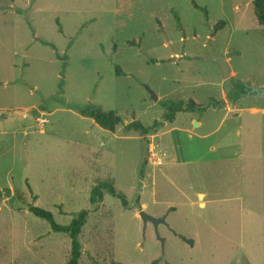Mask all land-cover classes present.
Returning a JSON list of instances; mask_svg holds the SVG:
<instances>
[{
    "label": "rangeland",
    "instance_id": "obj_1",
    "mask_svg": "<svg viewBox=\"0 0 264 264\" xmlns=\"http://www.w3.org/2000/svg\"><path fill=\"white\" fill-rule=\"evenodd\" d=\"M211 47L231 54L228 78L203 59ZM262 88L251 0H0V264L70 257L69 235L29 204L63 225L88 210L79 264H264ZM190 98L225 105L164 120L163 101ZM89 104L123 126L78 111ZM133 120L163 124L145 138L125 131ZM105 181L128 208L90 202ZM140 210L166 216L164 243Z\"/></svg>",
    "mask_w": 264,
    "mask_h": 264
},
{
    "label": "trees",
    "instance_id": "obj_2",
    "mask_svg": "<svg viewBox=\"0 0 264 264\" xmlns=\"http://www.w3.org/2000/svg\"><path fill=\"white\" fill-rule=\"evenodd\" d=\"M251 2L253 5L254 13L258 21L262 26H264V0H251ZM224 25H225L224 21H219L216 25V30L223 28ZM59 29L61 30L60 27ZM117 73L121 74V71L118 68H117ZM242 88L244 87H241L240 90H242ZM252 90L257 94L262 92L264 93V88L260 90H255V89ZM231 95H232L231 93L227 94L229 98L232 97ZM162 104L165 107L164 120L168 122H172L177 112L199 111L201 113H204L210 108H216V109L222 108L225 105V101L220 99V100L209 101L207 104H203V103L199 104L196 103L192 98H190L186 103L184 102V100L178 99V100H165L162 102ZM78 111L82 115L94 119V121L97 124L112 132H115L117 127L123 126L122 118L114 110H104L97 105L89 104L83 107H79ZM162 124L163 121H155L151 126L148 127V126H144L138 120H133L132 122L126 124L124 128L126 132L130 130H134L139 132L141 135H143L146 138V136L152 134L157 128L162 126ZM144 163L146 164L147 161L145 160ZM142 173L143 170H141V174ZM105 192L119 198L123 207L125 208L129 207V200L127 196L122 192H119L114 186V184L109 181L101 182L93 187L90 193V202L92 204L101 202L104 198ZM1 193L2 191H0V194ZM28 209L35 216L48 221L53 231L67 233L69 235L71 239L70 257L68 261L65 262L64 264H79V259L81 256V243L79 240V235L87 220L89 214L88 210H81L80 212L77 213L75 217L72 218L69 224L63 225L56 222L54 215L50 210H47L43 207L34 204H29ZM181 237L189 244L193 245L192 239H187L184 236ZM110 264H125V263L113 261ZM151 264H159V261L155 260Z\"/></svg>",
    "mask_w": 264,
    "mask_h": 264
},
{
    "label": "water",
    "instance_id": "obj_3",
    "mask_svg": "<svg viewBox=\"0 0 264 264\" xmlns=\"http://www.w3.org/2000/svg\"><path fill=\"white\" fill-rule=\"evenodd\" d=\"M231 56V54H227V55H219L216 54L215 51L213 50V48L211 47L210 53L203 57L204 60L206 61H215L219 64L222 72H223V77L226 79L230 76V71H229V67H228V63H227V59ZM148 91L150 92L151 96L153 97L154 100L158 101V96L149 88H147ZM12 114H22L24 113V111L22 110H14L13 112H11ZM199 125V123L197 121H194V126ZM203 196V194H199V197ZM139 215L143 221V223L146 225L148 222L152 223L155 227L156 233H157V237L160 239V241L162 243H164V239L160 236L158 228L159 225L164 223H166V216H159V217H155L149 213H147L144 210H140Z\"/></svg>",
    "mask_w": 264,
    "mask_h": 264
},
{
    "label": "crops",
    "instance_id": "obj_4",
    "mask_svg": "<svg viewBox=\"0 0 264 264\" xmlns=\"http://www.w3.org/2000/svg\"><path fill=\"white\" fill-rule=\"evenodd\" d=\"M228 62H229V60H227V63H228ZM229 71H230V70H229ZM231 73H233V70L230 71V74H231ZM248 109H249V108H248ZM251 112H252V110H250V112H248V113H251ZM202 194H203V193H202Z\"/></svg>",
    "mask_w": 264,
    "mask_h": 264
}]
</instances>
